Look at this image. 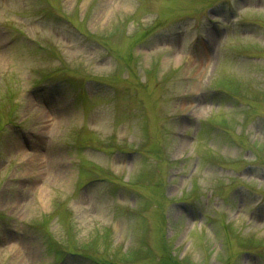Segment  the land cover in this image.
<instances>
[{"label": "rangeland", "instance_id": "obj_1", "mask_svg": "<svg viewBox=\"0 0 264 264\" xmlns=\"http://www.w3.org/2000/svg\"><path fill=\"white\" fill-rule=\"evenodd\" d=\"M44 231L264 264V0H0V264H97Z\"/></svg>", "mask_w": 264, "mask_h": 264}, {"label": "trees", "instance_id": "obj_2", "mask_svg": "<svg viewBox=\"0 0 264 264\" xmlns=\"http://www.w3.org/2000/svg\"><path fill=\"white\" fill-rule=\"evenodd\" d=\"M63 76H65V75H63ZM63 78V77H62ZM67 78V77H66ZM66 78H63L64 79V81H66V82H68V83H70L71 84V86L72 87H74V85H72V84H77V82H79V81H77V82H75L73 79H66ZM147 81V80H146ZM229 84H232V85H234V86H238V85H235L236 83H229ZM78 86H80L79 84L76 86V87H78ZM222 122H223V124L224 125H226L227 123H226V121L223 119L222 120ZM209 124H213L212 122L211 123H209ZM94 138H93V136H91V140H93ZM155 154H156V152H155ZM140 180H142V179H140ZM149 184H151V183H149ZM196 191V189L195 188H193L191 191H190V193L189 194H186V195H192L193 193H196L195 192ZM132 213H135V215L136 216H138V217H143V213H144V211H142V210H140V209H132V211H131ZM55 213V214H54ZM56 214H58L57 215V217L58 216H60L59 218H61L62 219V222H61V225H62V228H63V231H64V234H66L67 235V238L68 237H70L71 235H70V232L71 231H73V223H72V220H71V214L67 211V209L65 208V206L61 203V202H59V201H57V202H54V206H53V216L54 215H56ZM40 229L41 230H45V229H42L43 228V225L41 224L40 225ZM225 227L226 228H231V225H225ZM45 232V243L49 246V248H50V251H51V253H53V254H55V253H57L58 255H57V257H65V256H67V255H70V254H74V253H76L75 252V250L77 249V248H79L80 249V251H82L83 252V256L84 257H87L88 259H90L92 262H96L97 264H117L114 260H112V259H108V260H106V261H104L103 262V260L102 261H99V262H97L96 260H95V258H93L91 255H86V253L88 252V251H86V250H84L83 249V247H79V246H77V245H75V244H71L70 245V243H68V242H66V241H63V244L62 243H55V242H52L51 241V239H50V236L48 235V233H47V231H44ZM104 238H109V236H110V233H109V231H107V230H105L104 232ZM46 235L48 236V237H46ZM260 243H262L263 241L261 240V241H259ZM65 243V244H64ZM137 252V253H136ZM138 254V255H140V256H145V255H149L150 254V252L149 253H146V251L145 250H141L140 248L138 249V248H136L135 250H134V252H133V254ZM98 255V254H97ZM124 264V263H123Z\"/></svg>", "mask_w": 264, "mask_h": 264}]
</instances>
